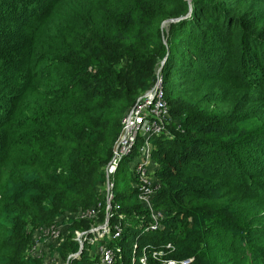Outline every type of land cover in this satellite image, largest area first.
<instances>
[{"label": "trees", "instance_id": "obj_1", "mask_svg": "<svg viewBox=\"0 0 264 264\" xmlns=\"http://www.w3.org/2000/svg\"><path fill=\"white\" fill-rule=\"evenodd\" d=\"M157 67L172 116L150 137L163 217L139 199L140 137L114 174L121 236L89 233L73 264H101L97 243L114 264H264V0H0V264H43L34 233L79 209L101 203L104 221L122 118ZM67 224L63 260L93 221Z\"/></svg>", "mask_w": 264, "mask_h": 264}, {"label": "built area", "instance_id": "obj_2", "mask_svg": "<svg viewBox=\"0 0 264 264\" xmlns=\"http://www.w3.org/2000/svg\"><path fill=\"white\" fill-rule=\"evenodd\" d=\"M172 121L170 106L165 98L162 83L161 67L157 69L153 84L136 99L135 103L127 111L122 118L121 132L114 144L112 157L106 165V181L104 184L106 215L104 221H99L98 206L92 208L79 209L69 215L58 218L52 225L42 226L35 233L32 244L29 248V255L33 257H43V264H73L84 247L86 236L91 233H97L92 239L102 240L105 236L119 237L122 233V224L118 222L113 226L110 225L112 197L114 188V174L119 163L126 156L131 154L138 144L139 138L142 137L143 143L139 147L140 158L135 162L134 170L138 176L139 199L144 202L152 212L154 223H158L159 218L163 217V213L153 206V197L159 184L153 178L151 172L152 156L150 137L161 134L168 129ZM123 217V215H121ZM73 218L75 220L89 219L93 224L89 230H75V239L80 244L77 253H70L65 260L55 251L56 247L63 241L67 222ZM98 224V226H95ZM67 232V231H66ZM97 243V242H96ZM97 250L95 254H99L101 264H114L116 261L115 251L113 247L106 244H96ZM170 246V244H169ZM146 257L143 256L141 261L145 262ZM192 259L182 260V264H187ZM179 261L174 259L165 260L162 264H178Z\"/></svg>", "mask_w": 264, "mask_h": 264}, {"label": "rangeland", "instance_id": "obj_3", "mask_svg": "<svg viewBox=\"0 0 264 264\" xmlns=\"http://www.w3.org/2000/svg\"><path fill=\"white\" fill-rule=\"evenodd\" d=\"M172 22H174V21H168L165 27H161L162 28V36H163V42L164 43H167L168 33H169V29H170V24ZM156 71H157V69H156ZM151 81H153V79ZM95 226H98V224H95ZM92 254L95 255V250H93ZM51 264H56V261L51 262Z\"/></svg>", "mask_w": 264, "mask_h": 264}, {"label": "water", "instance_id": "obj_4", "mask_svg": "<svg viewBox=\"0 0 264 264\" xmlns=\"http://www.w3.org/2000/svg\"><path fill=\"white\" fill-rule=\"evenodd\" d=\"M190 1V0H189ZM177 20H179V18H171V19H167V20H165L163 23H162V25H161V27H164V23L165 22H168V21H177ZM164 62H165V59L162 61V63H161V66L164 64Z\"/></svg>", "mask_w": 264, "mask_h": 264}]
</instances>
